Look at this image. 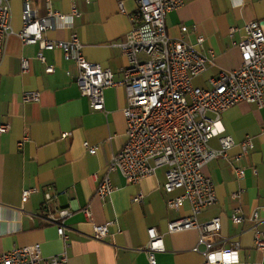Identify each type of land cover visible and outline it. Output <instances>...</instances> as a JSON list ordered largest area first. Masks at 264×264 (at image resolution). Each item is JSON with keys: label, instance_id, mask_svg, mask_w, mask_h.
<instances>
[{"label": "crops", "instance_id": "1", "mask_svg": "<svg viewBox=\"0 0 264 264\" xmlns=\"http://www.w3.org/2000/svg\"><path fill=\"white\" fill-rule=\"evenodd\" d=\"M9 1L13 33L7 38L0 64V126H10L8 133L0 134V254L40 245L45 258L65 255L68 264H149L148 231L155 228L164 236L165 245V252L157 256L158 264H203V256L193 252L200 237L197 231L168 232L169 223L190 216L191 208L186 203L179 211L168 209L167 201L182 192L165 193V168L139 185L128 184L118 172L111 173L113 194L104 201L96 197L100 180L127 143L126 89H108L106 113L95 112L76 84L74 62L66 61L64 53L56 50L44 52L47 62L43 64L37 58L40 47L25 45L19 37L26 3L39 18L51 12L68 16L76 9L79 17L71 27L48 31L46 38L68 42L76 34L85 58L112 71L121 81L128 59L113 44L132 33L130 18L137 10L136 0ZM183 1L181 9L167 16L168 33L192 45H197L199 36L205 38L201 51L207 56L213 53L214 64L194 85L208 89L211 79L222 71L241 68L239 46L244 27L254 21L264 25V0ZM184 27L189 29L186 34ZM231 29L236 30L234 34ZM23 59L29 62L26 72ZM47 66L55 72L47 74ZM30 92L41 93L39 103L24 102V94ZM222 125L237 146L228 159H217L205 167L218 202L198 220L206 224L221 218L223 229L216 247L239 241V264H264V251L255 248L256 231L264 233V108L239 104L223 114ZM248 137L255 148L243 157L240 144ZM25 139L28 141L19 148ZM85 143L99 147L97 154L91 155ZM210 147L219 150V140L212 139ZM238 168L245 169L244 179L237 177ZM25 189H38L26 204L22 201ZM46 194L54 197L48 205ZM139 194L144 197L142 202L134 203ZM88 206L91 221L83 213ZM238 209L247 218L241 225L231 220ZM60 210L71 212L65 223L67 242L58 235V227L48 223L49 212ZM255 212L260 219L253 223L250 218ZM108 223H113L110 235L102 242L94 240L95 225Z\"/></svg>", "mask_w": 264, "mask_h": 264}, {"label": "built area", "instance_id": "2", "mask_svg": "<svg viewBox=\"0 0 264 264\" xmlns=\"http://www.w3.org/2000/svg\"><path fill=\"white\" fill-rule=\"evenodd\" d=\"M136 4L137 10L130 18L132 33L113 44L128 59L121 81L116 80L112 71L85 58L84 46L76 34L68 42H53L46 38L48 31L71 27L74 18L79 17L76 9L68 16L51 12L48 17L39 18L26 3L19 37L25 45L40 47L37 58L43 64L47 62L44 52L56 50L64 53L66 61L74 62L78 70L76 84L93 111L106 113L105 93L108 89L124 87L128 93V106L124 111L127 143L113 158L109 173L100 180L96 197L104 201L113 194L111 173L118 172L128 184L139 185L165 168V193L182 192L167 201L168 209L179 211L186 203L191 208L190 216L169 223L168 232L197 231L200 237L193 252L203 256V264H239V241L216 247L223 229L221 218L201 224L198 217L218 202L215 185L205 175V167L217 159H228L230 151L237 146L233 137L225 135L223 114L242 103L264 108V25L254 21L244 27L239 46L241 68L222 71L211 79L210 88L203 89L196 87L194 81L207 72L215 59L213 53L207 56L201 51L205 38L199 36L197 45H192L173 39L167 29L168 14L181 9L184 1L136 0ZM120 10L126 13L123 3ZM235 31L231 29L232 34ZM182 32L186 34L189 29L184 27ZM12 33L10 1L0 0V64L7 38ZM22 67L28 71L29 62L23 59ZM54 72V67H46L47 74ZM23 100L25 103H39L41 93H25ZM9 131V125L0 126V134ZM214 138L219 140V150L210 147ZM27 141L20 143L19 148ZM85 147L91 155H96L99 149L88 143ZM240 147L242 156H248L255 148L253 139L246 138ZM253 172L258 173L255 168ZM236 174L239 179H244L246 171L238 168ZM37 193L38 189H25L23 203H28ZM45 197L47 205L54 199L51 194ZM143 198L139 194L133 202L141 203ZM83 213L88 221L92 220L90 206ZM70 216L69 210L48 214V223L58 227V235L65 242L68 241L65 223ZM259 219L255 212L250 221L256 223ZM231 220L241 225L247 218L238 209L231 215ZM111 226L113 223L95 225L93 239L104 241L110 235ZM148 236L146 253L149 264H158L157 256L165 252L164 236L155 228L148 231ZM255 236V248L264 251V233L256 231ZM0 264H68V259L65 255L45 258L41 246L34 245L0 254Z\"/></svg>", "mask_w": 264, "mask_h": 264}, {"label": "rangeland", "instance_id": "3", "mask_svg": "<svg viewBox=\"0 0 264 264\" xmlns=\"http://www.w3.org/2000/svg\"><path fill=\"white\" fill-rule=\"evenodd\" d=\"M201 80L200 79H198V80H196V83H198L199 84V82H200Z\"/></svg>", "mask_w": 264, "mask_h": 264}]
</instances>
